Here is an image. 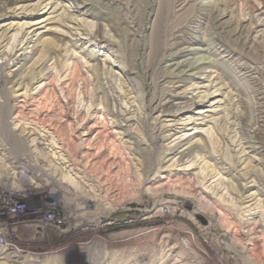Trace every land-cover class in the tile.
I'll list each match as a JSON object with an SVG mask.
<instances>
[{"label": "rangeland", "instance_id": "rangeland-1", "mask_svg": "<svg viewBox=\"0 0 264 264\" xmlns=\"http://www.w3.org/2000/svg\"><path fill=\"white\" fill-rule=\"evenodd\" d=\"M176 1L169 27L180 25L193 39L173 63L199 68L181 74L164 64L157 78L150 49L165 0L131 3L136 27L119 22L121 12L103 0H0V136L22 140L18 152L53 171L78 168L98 183L95 195L125 207L99 219L100 227L70 230L77 223L66 195L22 183L18 211H0V244L16 261L0 264H109L158 245L163 234L170 246L190 245L200 264H264V122L248 136L242 124L264 98V68L243 70L238 56L213 47L202 0L183 11ZM228 2L241 19L243 0ZM166 199L176 202L171 210L158 204ZM49 211L60 224L34 237L31 221ZM238 227L253 241L244 235L228 243Z\"/></svg>", "mask_w": 264, "mask_h": 264}, {"label": "bare ground", "instance_id": "bare-ground-1", "mask_svg": "<svg viewBox=\"0 0 264 264\" xmlns=\"http://www.w3.org/2000/svg\"><path fill=\"white\" fill-rule=\"evenodd\" d=\"M18 1L21 0H4V4L9 6L18 3ZM103 1L105 2V5L115 7L121 12L122 15L118 19L119 22L122 24H132L134 27H136L134 17L130 16L128 12L129 6L135 0H130L127 3H122L119 0ZM165 1L166 3H162V8L160 10L161 22L158 26V32H156L154 35L157 47L150 49V53H154L152 75L157 73V78H161L160 70L164 64H173L177 68L178 73L181 74L191 73L199 68L188 63L180 65L173 63V61H175L178 57L188 54L189 51L186 46L187 41L185 39L188 38L189 41H192L193 37L189 33L184 32L182 30V26L180 25L173 28L169 27V21L172 16L173 0ZM192 1L193 0H177V8H179L181 11H183V9L188 10L192 4ZM256 1L257 0H243L242 8L244 16L237 21L234 20L232 16V9H230L233 3L229 4L228 0L201 1L204 12L203 17L208 22V32L213 36L212 38H215L216 40V45L213 47L217 48L218 50H222L224 53L226 52L229 54H234V56H238V62H240L239 66L241 65L243 70L250 68L249 65L254 67L256 65H258V67L261 65V67L264 68V0H259V2ZM2 55L6 56L8 54L7 52L2 51ZM5 67L6 66L0 67V79H2V71ZM252 80L255 81V78L253 77ZM180 81H182V79ZM261 94L262 93L259 92L258 96ZM203 98L205 97H202V99ZM257 100L262 102L258 103L257 107H251L249 109L247 108L248 117L242 120L243 128L246 130L247 136L254 134V132L257 130V127L259 126V123L264 122V98L261 97ZM199 104L200 103H197L196 105L198 106ZM5 106L7 107L6 103ZM92 113L96 115L99 112L94 109ZM231 119L236 120L237 118H234L233 116ZM78 122L79 120L76 122V125ZM79 125L80 124H78V126ZM4 127L5 129H8L7 125H4L3 128ZM3 128L1 129L3 130ZM150 131L153 133V135H155L158 130H156L155 127H152L150 128ZM1 132L2 131H0V133ZM8 137L12 142L7 140ZM8 137L4 138L0 136V153H5L11 157V159L6 160L3 157V154L0 157V203H4V207L0 208V211L4 212L8 206L13 207L14 211H18V207L16 205L22 204L23 201V196L21 194L27 193L26 188L22 186V183L26 182L30 183L29 188H31V191L33 192L50 189L51 186H55L60 196L66 195V200L68 201L67 204L69 206L67 209L68 214L69 216L71 215L72 218H74V222L77 223V225L70 227V230H77L79 228L81 229L82 225L85 223L89 226L91 224H95V226L100 227L98 226L99 219H107L115 212L125 209L123 205L114 206L110 203V201H106L103 199V197L100 198L98 195H95L97 190L94 183L97 182L96 180L94 181L92 177L90 178L85 176L83 171L69 166L66 167L67 170H61L62 168L58 167L60 164H57L58 166H56V169L53 171L48 167L49 165H43L41 160H34L31 156H29V154L22 152L25 150L24 146H22L23 144H21L22 140L18 141L19 139L17 140L12 134H10ZM156 139L157 136L155 135L153 140H151V143L156 141ZM16 142L20 144H18V146L21 148L18 147L19 149H15L16 146L14 144H16ZM21 149L22 153L18 152V150ZM55 154L56 153H54V155ZM57 160L59 159L57 158ZM146 170H148V168H146ZM55 171L59 172L57 174L59 179L55 178ZM2 181H4L6 184L3 183L2 185ZM17 191L18 193H16ZM244 200L245 199H243V201ZM158 204L164 205L165 210H171L170 206L176 205V202L172 201L171 199H166L165 201L160 200ZM89 205H93V212H86L85 206ZM52 207L54 208V206ZM244 210V214L246 213L247 216L252 214L249 207H245ZM248 220L249 219H246L243 222V225H247ZM31 222L37 223L36 228L40 230L39 232L36 231V228L34 229L35 231L33 230L34 237L40 236L47 229L57 228L55 227L56 223L60 224L53 211L47 212V214L44 216L42 215L38 221L32 220ZM234 234H236V237H232L233 239H230L228 243L235 244L237 242H241L239 236L244 235L247 237V239H249V241H253V239L250 237L252 235L250 231L247 232V234H243L238 227ZM3 235L4 231L1 230L0 239L3 238ZM237 237L239 239H236ZM170 240V235L163 234L160 237L158 245L152 244L146 246L145 248L139 246L135 247L131 249L132 251L129 250L122 253L121 259H119V261L111 260L109 264H200L193 260L197 254L194 252L195 250L193 251V249L189 247L190 245H188L186 242H175L173 246H170ZM213 245L216 246L217 243L214 241ZM247 253L248 249H245L243 254ZM0 259L6 261H16V258L14 259V257H12L8 252V248L2 244H0ZM190 259L193 261H190Z\"/></svg>", "mask_w": 264, "mask_h": 264}]
</instances>
